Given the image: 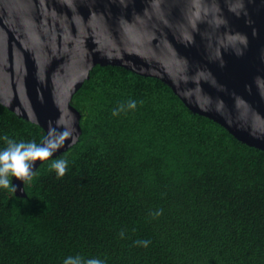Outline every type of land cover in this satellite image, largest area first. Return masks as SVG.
I'll use <instances>...</instances> for the list:
<instances>
[{
	"label": "trees",
	"instance_id": "1",
	"mask_svg": "<svg viewBox=\"0 0 264 264\" xmlns=\"http://www.w3.org/2000/svg\"><path fill=\"white\" fill-rule=\"evenodd\" d=\"M72 104L83 133L58 157L68 161L65 176L49 170L52 159L26 183V197L0 188V264L76 255L264 264V151L192 113L162 81L120 67L94 68ZM5 135L39 143L45 133L0 104V149Z\"/></svg>",
	"mask_w": 264,
	"mask_h": 264
},
{
	"label": "water",
	"instance_id": "2",
	"mask_svg": "<svg viewBox=\"0 0 264 264\" xmlns=\"http://www.w3.org/2000/svg\"><path fill=\"white\" fill-rule=\"evenodd\" d=\"M97 66L162 81L264 151V0H0V104L45 136L59 118L75 128L49 160L79 143L72 102Z\"/></svg>",
	"mask_w": 264,
	"mask_h": 264
},
{
	"label": "clouds",
	"instance_id": "3",
	"mask_svg": "<svg viewBox=\"0 0 264 264\" xmlns=\"http://www.w3.org/2000/svg\"><path fill=\"white\" fill-rule=\"evenodd\" d=\"M142 103V101H141ZM137 102L129 100L127 102L128 109H135ZM125 110L122 104L113 110V115L117 116ZM6 147L0 149V188L16 192V188L12 185V177L22 181L24 185L32 182L34 177L38 175V170L33 171L35 162L48 161L54 153L60 149L65 141L75 140V128L70 127L63 122V118H59L55 124L49 122L47 135L41 139L39 143L32 141H16L5 135L2 137ZM49 170H54L58 177L62 178L68 171V161L64 158H57L51 161ZM155 216L162 215V211H158ZM125 233H120L124 238ZM150 241H135L137 246L147 247ZM63 264H105V261L99 258H85L81 255L69 256L65 258Z\"/></svg>",
	"mask_w": 264,
	"mask_h": 264
}]
</instances>
